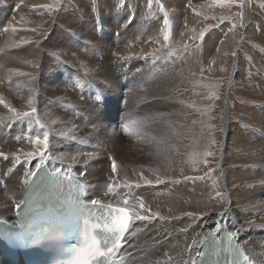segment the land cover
Listing matches in <instances>:
<instances>
[{"label":"bare ground","instance_id":"6f19581e","mask_svg":"<svg viewBox=\"0 0 264 264\" xmlns=\"http://www.w3.org/2000/svg\"><path fill=\"white\" fill-rule=\"evenodd\" d=\"M9 3L10 2H7L1 10H7ZM35 3L37 4V2H34V4ZM100 5L103 4L100 3ZM245 8L246 6L244 7V11ZM1 10L0 26L11 20L12 22H10V24H15L13 21L14 19H18L17 21L20 22L17 23L16 26L12 24L9 26L7 22V29L2 27L3 30L0 29V98L3 99L5 104L11 106L8 97L5 95V90L2 87V81L4 77L9 75L8 73H16V75L18 74L19 76L25 74L29 75L34 81V88L38 86V89L37 92L34 89L35 93L33 92L31 97V106L37 108V113L32 117L17 121L12 118L13 113L9 112L4 104H0V139L4 137L7 138L5 146L0 143V151L11 153V155L9 154L10 159L8 161L0 157V219L6 218L7 220L13 216L15 207L19 204L18 201L23 188L31 177L33 170L37 165L45 162L53 167L61 168L65 173L89 180L91 191L89 195L92 199H98L104 203H113L114 205L117 201H120L122 206V197L126 195L129 200V208L135 204L136 210L142 212V210L139 209L137 201L133 199L134 197H141L145 206L150 209V212H142V214L150 215L151 213L159 212L161 215L167 217L165 220L156 218L151 221L135 222V227L132 228L131 231L135 232L136 228H141L143 231L136 233L134 236L128 234V243L125 245L126 252L128 254L131 253V255H129L128 264H184V261H188V264H192V260L202 239L206 235L212 234L213 230L210 229L220 227L221 223L227 225L226 227L237 234V240L241 248L250 257L252 264H264V198H261L258 207L243 210V214L240 215V211L232 205L243 193H240V190L232 191L233 189L230 188L228 183L230 178L221 176L223 181L218 179L219 182H217V184L220 185L226 194H223L222 197V207L212 209V211L207 210L208 212L201 215V220L193 225L190 222L191 216L185 215V213L189 212H177L178 209L176 210V204L180 201L175 197V195H178V198L182 195L187 196L186 190L192 194V184L189 181L183 180H181V184L178 185L168 181L165 175L167 172L169 173L168 169L170 168L166 167L164 164L167 162L166 151L159 149L161 154L153 156L150 151L149 153L147 152L149 149H141L142 151L138 150L135 154V148L132 150V153H128L126 150L124 151L114 144L111 137L107 136L111 131L116 135L120 134L119 131H122L114 124L117 120H121L122 124H128L129 130L144 129L145 127L144 130L153 132L158 123L157 115L159 114L156 113L158 109L161 111L162 109H166V111L170 110V108H168L169 104L161 100H157L156 102L154 100L155 103L153 104L149 102L145 104V100L150 99V97L146 99L143 98V94L139 89V85H141L142 82L138 76L140 73H146L148 70H151V66L147 67L149 63H147L145 59L138 58L141 57L138 56L139 54L133 55L131 59L127 60L120 59L119 55H113V53H123L124 56H128L129 54H135V52L140 51L143 45L149 44V42L154 39V37L150 39L148 36L149 33L154 31L155 27H153V25L147 27H145V25H140L137 22L139 18L135 17L133 22H131L132 24L126 26L124 31L119 33L118 31L123 29L127 21L122 26L121 24L123 22L117 19V16H119L117 15L118 10L114 11L113 9L110 10V12H106L105 10L107 9L98 12V14L101 13L103 15L104 27L98 23V20L92 23L90 18L87 20L84 18L81 22L77 19V23H74L71 17L68 16L69 21L72 22L71 25L66 26V22L63 20V24L67 28L64 25L61 27H65L64 30L68 33L67 35H75V37H73L75 41L72 40L71 37H67L63 31L59 30V32L58 29L49 37L50 42H48V44L55 47L61 56V58L57 59L56 57L45 55L44 52L40 53L41 50L36 46V43L30 44L27 42V45L13 49L8 47L10 43V35H8L11 33L9 32L10 29L11 31L19 33L18 37L20 38L28 36L29 33L26 32V26L22 21L23 19H20L18 16L22 12L20 9H14L15 12L13 11L11 16L5 19L3 17L5 11ZM30 10L35 13L38 9L31 8ZM139 11L137 12L139 13ZM129 16L125 17L129 19ZM139 25L145 28L139 29ZM140 30L142 31L141 38L138 37L141 35L138 34ZM76 36L79 37L81 43H77ZM137 37L140 39H137ZM23 38H21V40ZM99 39H102L103 42H99ZM85 41L95 42L97 46L89 48ZM93 45L94 44H91V47ZM21 51L33 56L37 61H40L41 67L39 70L30 69L25 63H16L14 61L15 59L13 57L16 56L14 54H17V52L20 54ZM58 61L70 63V66L72 64L75 66V70L68 74H64L63 70L65 67L64 69L60 68V66H64V64H59ZM50 64L58 65V69H55L56 76ZM86 68L93 69L94 71H86ZM137 69H140V72H138ZM36 71L39 72L38 80L33 78V74ZM235 71L236 63L231 76L235 75ZM151 77L154 79L155 75ZM30 85L32 86V82H30ZM9 88L12 89L11 87ZM10 89H7L9 93ZM229 92L230 89H228L225 98V108H227ZM121 93L125 94V96H121ZM98 96L99 98H101V96L104 98V109H100L95 104V100ZM120 102L124 103L123 108L120 107ZM68 105L72 107H68ZM15 106L17 107L15 109L18 113L30 111L28 103L17 104L15 102ZM15 106L11 107L14 108ZM37 117L41 119L44 125L43 128L35 124V119ZM72 117L78 118L75 124L70 122ZM52 119H56L58 122L53 125L50 122ZM131 121H136V123L132 124L130 123ZM166 121L170 122V118H167ZM140 123L143 124L141 127L138 126ZM8 125H11V127ZM146 127L150 128V130L146 129ZM45 130L50 133L49 148L45 153V159L41 160L40 156L37 155L29 160L21 155L20 163L14 164L11 159L12 155H19L18 149L24 152L35 150L34 145L30 143L29 140H34L37 135L42 139V133ZM102 130L105 131L102 132ZM61 132H68L70 136H75L76 140L61 137ZM123 132L128 133L125 132L124 129ZM17 137L20 138L19 141ZM228 138L229 125L224 121V143L222 145V151L220 152L222 169L226 158L229 157L227 153ZM82 139L87 140V143L81 144L79 141ZM255 140L258 143L252 144H254L253 149H257V153L253 151L254 153H252V155L255 154L254 159L261 157L263 161L261 163H264V146L262 145L264 144V137L255 138ZM89 141H93L94 144H92L95 145L93 151H91L90 147H93V145L90 144ZM159 147L160 146H158V148ZM142 153H148V155H151L150 157L153 158L148 159L144 157ZM49 155L54 157V159H48L47 156ZM72 155H78V162H72L70 159H60L61 156L71 157ZM109 157H112L116 161V174L112 173L111 160H109ZM85 161H87V163H85ZM256 167V174L253 173L252 170L239 169L240 172L238 173L243 174L241 176L239 175V177L243 178L245 174V176H254L253 179L260 178L264 175V168L260 169V164L256 165ZM81 173L85 174L81 175ZM235 173L237 175V172ZM141 174L152 180H155L156 176L159 175L161 179L165 180V183L161 185H146L143 180L139 179ZM100 175L102 176L101 182ZM126 180L133 184L131 188L125 186ZM136 182L140 183L141 186L139 188L134 186ZM197 182H202V180ZM109 184H113L114 187L112 192L106 195ZM243 184L240 188L244 186ZM249 184L251 185V183H248L247 186ZM200 186L198 188L199 190L204 187L203 185ZM196 187H198V183ZM250 187L262 193L258 188L259 186L253 187L251 185ZM259 194L258 197H261ZM171 195L174 201L171 200ZM228 216L232 218L229 219ZM249 221H253L254 223L250 225ZM181 228H187L188 231L180 232ZM193 240H195L196 243L193 244ZM189 245H191L190 248L188 247ZM169 257H171V259H169Z\"/></svg>","mask_w":264,"mask_h":264},{"label":"rangeland","instance_id":"374dc122","mask_svg":"<svg viewBox=\"0 0 264 264\" xmlns=\"http://www.w3.org/2000/svg\"><path fill=\"white\" fill-rule=\"evenodd\" d=\"M7 2H10L7 6L8 11L1 10ZM34 2H37V4H34ZM100 3L103 5H100ZM42 5H50V7H40ZM161 5H163L164 11L160 10ZM262 5H264V0H244L243 8H241L239 0L234 4H229L226 0H160V3L157 4L156 0H152L151 6H149L148 0H0V10L5 11L3 13L4 19L11 16V13L15 12L14 9H20L22 12L20 11L21 13L18 16L23 19L26 32L29 33L28 36L21 37L23 38L21 40L18 37L19 33L10 29L9 32L11 33L8 32V35H10L8 47L13 49L27 45V42L30 44L36 43V46L41 50L40 53L44 52L45 55L51 57H56L53 55L56 54L61 58L56 48L48 42H50L49 37L51 34L57 29L63 31L66 35L68 34L64 30L66 26L72 23L69 21L68 16L71 17L74 23H77V19L81 22L84 18L86 20L90 18L92 23L98 20V23L104 27L103 15L98 14V12L105 9H107L106 12H110L113 9L114 11L118 10L117 15L119 16H115L123 22L122 26L126 21L128 23H125L123 29L118 31L119 33H122L126 26L132 24L131 22L134 20L132 17L139 18L137 22L140 25H145V27L153 25L155 27L154 31L148 34L150 39L153 37L154 39L149 44L143 45L140 51L135 52V55L139 54L138 56L141 57L146 53L152 54L151 58L145 59L150 64H147V67L151 66V70L138 74L142 82L139 89L144 99L150 97V99L145 100V104H148V102L153 104L157 100H161L169 104L168 108L170 110L166 111V109L161 108L162 112L158 109V112H156L159 114L157 115L158 123L153 132L144 130V127V129H133L129 130L128 133H124L121 127L122 121L117 120L114 124L122 131H119L120 134L117 135L111 131L107 136L111 137L114 144L128 153H132L135 148L137 149L134 151L135 154L138 150L149 149L148 153L150 151L153 156H158L161 154V149L165 150L167 162L164 164L170 168L168 169L169 173L167 172L165 175L167 178L183 180L184 176L203 177V179H199L202 182H197L199 180L189 181L193 187L192 194L186 190L187 196L181 194L182 196L178 198V195H175L180 201L177 203L178 205L176 204L177 212L195 214V217L191 216L190 221L193 225L201 220V215L212 211V209L222 207V198H216L215 193L220 191L225 194L220 185L217 184L218 179L222 180L223 176L230 178L228 183L230 188L233 189L232 191L240 190V193H243L232 205L240 211V215L243 214V210L258 207L261 198H264V175L258 179H253L254 176H245L244 174L245 182L243 178L239 177L243 174L238 173L240 172L239 169H245L252 170L256 174L255 170H257L256 165L258 164H260V169L264 168V163H261L263 162L262 158L254 159L255 154L252 155L253 151L257 153V149H253L254 144H252L258 143L255 138L264 137V7ZM31 8L38 10L33 13L30 10ZM241 11H243L242 18L237 15ZM165 13H167L169 19L168 26L163 22ZM124 15H130L129 19ZM244 16L246 17V28L243 27ZM17 20L14 19L15 24H11L16 26L20 22ZM63 20L66 22V26L63 24ZM7 22L11 26L10 22L12 20ZM7 22L1 25L0 29H5ZM233 24H235V28L232 27ZM63 25L65 27H61ZM145 27L140 26L139 29ZM205 28L208 31L201 40L199 33ZM140 32L138 34L141 35L138 37L141 38L142 31L140 30ZM166 34L169 36L167 41L164 40ZM68 36L74 40L75 35L69 34ZM138 37L137 39H140ZM78 39L79 37L76 36L77 43H81ZM88 42L87 46L89 48L97 46L95 42ZM99 42H103V40L99 39ZM239 42L236 75L232 80L231 87H229L228 81L236 59V56H233L232 53L234 50L236 51ZM91 44L94 45L91 47ZM185 46H187L186 50ZM19 52L14 54L16 56L13 57L16 63H25L30 69L39 70L41 67L40 61L23 51L20 54ZM169 52L172 53L171 56L168 55ZM119 55H123V53H119ZM153 60H156L155 64H153ZM28 61H31V63H28ZM58 62L64 64V66H60L61 69L65 67L64 74L75 70V66L72 64L70 66V63ZM56 65L50 64L55 76V69H58V65ZM161 68L164 71H159ZM8 74L2 81V87L8 101H10L9 103L11 106H15V102L17 104H27L34 89L37 92L38 86L34 88V81L29 75ZM38 74L39 72L36 71L33 78L38 80ZM154 75L155 78L153 79L151 76ZM22 82L25 84L23 85ZM30 82H32V86ZM7 89H10V93ZM228 89H230V92L226 111L224 98L227 96L226 91ZM120 95L125 96L123 93ZM217 95L219 99L215 98ZM167 118H170V122L166 121ZM77 119V117H72L70 122L75 124L78 121ZM224 121L229 125L227 144L229 157L226 158L222 169L220 152L224 143ZM142 125L140 123L138 126L141 127ZM146 129L150 130L148 127ZM104 131L102 130V132ZM212 141H215V143H212ZM6 142V137L0 139L2 145L5 146ZM89 142L90 144L93 143V141ZM262 145L264 146V144ZM94 146H90L91 151L94 150ZM158 146L160 147L158 148ZM205 151H210L213 155L205 157ZM4 153L11 155L6 151ZM148 153L142 154L148 159L153 158ZM205 159L208 161L207 164L203 163ZM235 172H237V175ZM101 179L102 176L100 175V182ZM214 182L216 187H213ZM197 183L198 187H196ZM248 183H251L253 187L259 186L258 188L263 194L258 190H253L250 184L247 186ZM242 184L246 188L244 186L240 188ZM200 185L204 187L199 190ZM194 188L198 191H195ZM258 194L261 197H258ZM172 198L171 195V200L174 201ZM162 216L166 217L165 215ZM231 218L230 216L229 219ZM221 225L224 224L221 223Z\"/></svg>","mask_w":264,"mask_h":264},{"label":"snow or ice","instance_id":"6c2138e0","mask_svg":"<svg viewBox=\"0 0 264 264\" xmlns=\"http://www.w3.org/2000/svg\"><path fill=\"white\" fill-rule=\"evenodd\" d=\"M229 4H234L237 2V0H226ZM156 3L159 4L160 0H156ZM241 8H243L244 0H239ZM149 6L152 4V0H148ZM40 7L48 8L50 5H42ZM264 7V5H262ZM160 10L164 11L163 5L160 6ZM241 18L243 17V11L238 13ZM132 19H135V17H132ZM164 24L166 26L169 25V19L167 16V13L164 15ZM235 28V24L232 26ZM208 31L207 28L202 30L199 33V37L201 40L205 37V33ZM169 39V36L166 34L164 36V40L167 41ZM194 39V38H193ZM86 44H88V41H85ZM187 46H185L186 50ZM56 56L57 59H59V56L56 54H53ZM113 55H119L118 53H113ZM135 54H130L128 56L119 55V58L122 60L131 59L132 56ZM152 54L146 53L142 57H138L140 59H146ZM169 56L172 55L171 52L168 53ZM233 56L236 55V51L234 50L232 53ZM158 59V58H157ZM214 62V61H213ZM28 63H31V61H28ZM156 63V60H153V64ZM86 71H94L93 69H87ZM139 72L140 69H137ZM155 71V69H153ZM159 71H164L163 68L159 69ZM99 99V96L97 97ZM216 99H219V96H215ZM0 104H4V101L2 98H0ZM28 104L30 107V111L25 112H17L15 108L11 107L8 104H4L6 108H8L9 112L13 113V117L15 120L19 121L27 117H32L34 114L37 113V108L32 107V100H28ZM68 107H72L71 105H68ZM9 118V119H12ZM51 124H56L58 121L56 119H52ZM130 123L135 124L136 121H131ZM35 124L40 126L41 128L44 127V125L41 122V119L37 117L35 119ZM11 127V125H8ZM121 127L124 129L125 132H128L129 125L128 124H122ZM61 137L68 138L71 140H76L75 136H70L68 132H61ZM19 137H17V140L19 141ZM49 139H50V133L49 131L45 130L42 133V139L39 135L35 137L34 140H29L30 143L34 145L35 150L33 151H27L24 152L22 150H17L20 154L16 155L13 154L11 159L13 160L14 164L20 163V156L22 155L25 159H32L33 157L39 155L41 160L45 159V153L48 151L49 148ZM81 144H86L87 140H80ZM212 143H215V141H212ZM213 153L210 151H205L204 156H212ZM0 157H2L5 161H8L10 159L9 155H6L4 152L0 151ZM48 159H54L52 156H47ZM61 160L64 159H70L72 162H78V155H72L71 157H60ZM109 160H111V168L112 173L116 174L117 172V166L116 161L109 157ZM87 163V161H85ZM204 164H207L208 161L205 159L203 161ZM39 167V165H37ZM211 172V170H210ZM85 173H81V175H84ZM207 175V174H206ZM140 180H143L144 184L146 185H161L165 183L164 179H161L159 175L156 176L155 180L149 179L145 177L143 174L139 177ZM170 183L173 184H180L182 181L181 179H172L171 177L167 178ZM199 179H203V177H196V176H184L183 181H196ZM125 186L131 188L133 184L131 182L125 181ZM136 188H139L141 185L139 182H136L134 184ZM114 185L109 184L108 185V193H111L113 190ZM213 187H216L215 182L213 183ZM216 198H222L223 193L220 191H217L215 193ZM211 198V197H210ZM135 201H137L139 205V209L142 210L143 213L150 212V209L145 206V203L141 197H134ZM90 204L93 206V208H98L102 210V215L97 216L96 222L93 223L90 216L83 217V225L81 228V236H82V245L79 246L77 249L73 250V257L67 262V264H99L102 260L104 261H111L113 257L117 256L124 248V246L128 243V234L136 235V233L143 231L141 228H136L135 232H132L131 229L135 227L136 221H151L156 218H159L160 220H165L166 217L162 216L159 212L148 214H142L141 211L136 210V205H132L131 208H129V200L128 197L125 195L122 197V206L120 204V201H117V203L114 205L113 203H104L101 200L98 199H92L90 201ZM94 215V213H93ZM186 216H193L195 217L194 213H185ZM170 219V218H169ZM254 223L253 221H249V224L251 225ZM93 229H99L98 233H94ZM187 228H181L180 232H187ZM236 233H229V239L231 240L234 236H236ZM196 243L195 240H193V244ZM189 248L191 245L188 246ZM237 251H239V255L243 257V260L246 262V264H252L249 257L244 254L243 251L239 249V245L236 246ZM131 255V253H129ZM171 259V257H169ZM184 264H188V261H184ZM236 264H240V260L237 259Z\"/></svg>","mask_w":264,"mask_h":264},{"label":"water","instance_id":"95a60500","mask_svg":"<svg viewBox=\"0 0 264 264\" xmlns=\"http://www.w3.org/2000/svg\"><path fill=\"white\" fill-rule=\"evenodd\" d=\"M244 19H245V20H244V22H243V27L246 28L247 24H246V17H245V16H244ZM239 47H240V42H239V45H237V47H236V55H235V56H236V59H235V62H234L233 67L235 66V63H236V66H237V64H238V52H237V51L239 50ZM235 75H236V72H235ZM235 75H234V76H235ZM234 76H231V75H230V78H229V81H228V86H229V87L231 86V83H232V80H233ZM227 92H228V91H226V94H227ZM224 104H225V98H224ZM225 110L227 111V108H225ZM226 111H225V112H226Z\"/></svg>","mask_w":264,"mask_h":264}]
</instances>
